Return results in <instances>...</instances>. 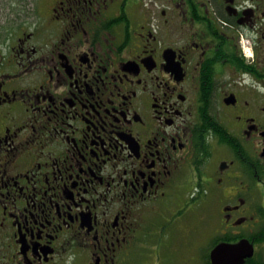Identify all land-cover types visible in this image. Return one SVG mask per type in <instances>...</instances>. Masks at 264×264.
Returning a JSON list of instances; mask_svg holds the SVG:
<instances>
[{
	"label": "flooded vegetation",
	"instance_id": "af4514ba",
	"mask_svg": "<svg viewBox=\"0 0 264 264\" xmlns=\"http://www.w3.org/2000/svg\"><path fill=\"white\" fill-rule=\"evenodd\" d=\"M5 1L0 264H264V0Z\"/></svg>",
	"mask_w": 264,
	"mask_h": 264
},
{
	"label": "water",
	"instance_id": "95a60500",
	"mask_svg": "<svg viewBox=\"0 0 264 264\" xmlns=\"http://www.w3.org/2000/svg\"><path fill=\"white\" fill-rule=\"evenodd\" d=\"M241 244H228V243H223L219 244L214 248L212 251V261L214 264H236L239 263L240 261L243 262V259L245 256L248 254L244 253L243 257L241 258L239 255V252L241 250Z\"/></svg>",
	"mask_w": 264,
	"mask_h": 264
},
{
	"label": "rangeland",
	"instance_id": "374dc122",
	"mask_svg": "<svg viewBox=\"0 0 264 264\" xmlns=\"http://www.w3.org/2000/svg\"><path fill=\"white\" fill-rule=\"evenodd\" d=\"M5 3H6V1L3 0V4H5ZM2 22L5 23V24H7L8 20H2ZM0 26H4V25L1 24V20H0ZM197 210H198V208L195 210V214H196ZM200 212H202V209H200ZM195 218H197V217H195ZM195 224L198 225L199 222H195ZM176 254H177V252L175 251L174 254L171 255V256H173V258L175 259Z\"/></svg>",
	"mask_w": 264,
	"mask_h": 264
}]
</instances>
